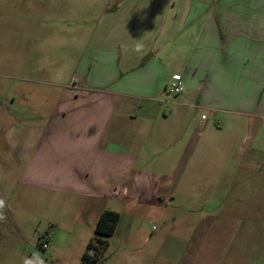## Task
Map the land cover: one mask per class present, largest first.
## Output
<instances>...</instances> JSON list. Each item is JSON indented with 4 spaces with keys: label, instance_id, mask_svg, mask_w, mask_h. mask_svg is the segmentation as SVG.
Here are the masks:
<instances>
[{
    "label": "crops",
    "instance_id": "1",
    "mask_svg": "<svg viewBox=\"0 0 264 264\" xmlns=\"http://www.w3.org/2000/svg\"><path fill=\"white\" fill-rule=\"evenodd\" d=\"M102 13L75 63L77 84L49 83L60 88L55 113L45 125L14 126L23 142L3 177L95 232L104 211L117 212L111 201L165 207L177 167H203V181L224 183L222 220L184 224L183 253L264 262V0H109ZM175 76L185 87L172 102L179 108L159 110ZM194 110L206 112L195 141ZM209 237L220 242L214 255L203 254Z\"/></svg>",
    "mask_w": 264,
    "mask_h": 264
},
{
    "label": "rangeland",
    "instance_id": "2",
    "mask_svg": "<svg viewBox=\"0 0 264 264\" xmlns=\"http://www.w3.org/2000/svg\"><path fill=\"white\" fill-rule=\"evenodd\" d=\"M108 1L0 0V198L5 202L0 208L4 217L0 220V264H214L194 262L191 253H183L188 237L184 224L209 225L222 220L217 214L222 201L217 191L224 190V183L203 181V167L191 165L184 174L177 167L175 182L169 186L174 199H163L165 207L111 201L110 207L120 214V220L109 237L93 232L77 212L51 206L50 198L46 205L36 191L25 195L12 178L3 177L10 148L23 142L18 131L12 132L14 126L46 124L57 109L60 94V88L50 82L71 87L77 84L75 63ZM60 40L62 50L56 44ZM165 95L169 103H156V107L178 109L172 104L177 96ZM202 114L206 112L194 110L187 127L193 141L198 137ZM242 216L244 213L238 221H245ZM46 234L49 246L43 250L39 241ZM209 238L203 240L204 255H214L220 245L214 237ZM247 249L241 247L240 253ZM260 249L256 247V255Z\"/></svg>",
    "mask_w": 264,
    "mask_h": 264
},
{
    "label": "trees",
    "instance_id": "3",
    "mask_svg": "<svg viewBox=\"0 0 264 264\" xmlns=\"http://www.w3.org/2000/svg\"><path fill=\"white\" fill-rule=\"evenodd\" d=\"M120 220V214L115 211H104L97 222L95 233L102 237H109L115 234ZM88 246H92L88 244Z\"/></svg>",
    "mask_w": 264,
    "mask_h": 264
},
{
    "label": "built area",
    "instance_id": "4",
    "mask_svg": "<svg viewBox=\"0 0 264 264\" xmlns=\"http://www.w3.org/2000/svg\"><path fill=\"white\" fill-rule=\"evenodd\" d=\"M167 91L169 94L178 96L185 91V87L179 76L173 77L172 81L167 85ZM205 116H203V119ZM49 246V236L46 234L39 241V247L43 250L48 249Z\"/></svg>",
    "mask_w": 264,
    "mask_h": 264
},
{
    "label": "clouds",
    "instance_id": "5",
    "mask_svg": "<svg viewBox=\"0 0 264 264\" xmlns=\"http://www.w3.org/2000/svg\"><path fill=\"white\" fill-rule=\"evenodd\" d=\"M3 207V201H0V208ZM4 219V217L2 215H0V220Z\"/></svg>",
    "mask_w": 264,
    "mask_h": 264
}]
</instances>
